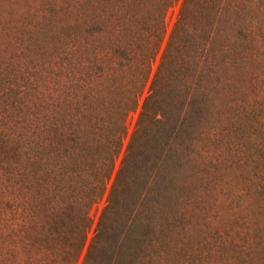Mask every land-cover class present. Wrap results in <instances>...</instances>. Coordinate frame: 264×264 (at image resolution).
Returning <instances> with one entry per match:
<instances>
[{
	"label": "trees",
	"instance_id": "obj_1",
	"mask_svg": "<svg viewBox=\"0 0 264 264\" xmlns=\"http://www.w3.org/2000/svg\"><path fill=\"white\" fill-rule=\"evenodd\" d=\"M52 34L4 147L0 264H178L210 224L225 264H264V0L71 1ZM232 144L249 170L224 173Z\"/></svg>",
	"mask_w": 264,
	"mask_h": 264
},
{
	"label": "rangeland",
	"instance_id": "obj_2",
	"mask_svg": "<svg viewBox=\"0 0 264 264\" xmlns=\"http://www.w3.org/2000/svg\"><path fill=\"white\" fill-rule=\"evenodd\" d=\"M71 1L77 3L79 0H0V171L5 145L11 144L12 152L15 148L19 109L25 106L27 112H31L35 68L39 63L45 68L50 62L48 49L52 33L56 31V37L61 33ZM176 13L177 7L167 15L170 26ZM58 43L62 45L63 41L58 39ZM136 118L137 112L128 116L129 132L134 128ZM240 158V148L229 145L224 173L249 170L248 164H237ZM231 175V180L237 186L230 185L229 182H218V207L225 206L229 201L227 191L242 188L241 174ZM102 206L103 201L92 208L94 222ZM216 228L215 224H210L206 232L196 237L194 252H177L178 264H225L229 252H217V255L212 252L214 246L211 241L214 234L211 230ZM220 235L224 237L222 232Z\"/></svg>",
	"mask_w": 264,
	"mask_h": 264
}]
</instances>
